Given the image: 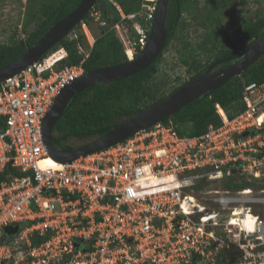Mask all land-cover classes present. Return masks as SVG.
Here are the masks:
<instances>
[{
    "label": "built area",
    "instance_id": "1",
    "mask_svg": "<svg viewBox=\"0 0 264 264\" xmlns=\"http://www.w3.org/2000/svg\"><path fill=\"white\" fill-rule=\"evenodd\" d=\"M115 4L133 21L135 37L124 22L115 26L132 60L148 42L158 0L130 14ZM81 33L89 49L80 45V52L88 55L95 36L84 20L69 37ZM67 56L59 46L0 82V264H216L221 226L240 248L264 247V217L250 209L264 199L251 196L252 187L214 198L222 209L241 203L227 218L208 211L194 192L204 180L237 172L263 181L264 82L246 84V108L232 118L217 104L222 124L201 134L181 136L162 121L63 162L50 154L43 129L61 91L85 72L82 64L62 66ZM246 213L256 218L254 230L243 225Z\"/></svg>",
    "mask_w": 264,
    "mask_h": 264
},
{
    "label": "trees",
    "instance_id": "2",
    "mask_svg": "<svg viewBox=\"0 0 264 264\" xmlns=\"http://www.w3.org/2000/svg\"><path fill=\"white\" fill-rule=\"evenodd\" d=\"M203 1L201 4V0H170L166 18L167 43L157 60L132 76L93 85L76 94L53 127L55 144L61 149H69L73 147L68 143L71 137L105 135L126 117L172 94L213 63L237 53L247 43L264 34V8H258L256 13L249 14L243 13V10H249V0ZM80 2L81 0H27V19L21 30L24 36L15 31L9 42L0 43V69L20 58L48 28L76 9ZM114 2L125 14H130L142 11L146 0H96L94 7L83 19L93 28L95 17L92 14L99 16L100 31L94 34L95 43L88 55L80 52L79 46L87 51L89 43L85 35L79 34L77 38L67 35L43 56L64 46L68 56L62 61V66L82 64L85 71L129 62L125 45L115 26L124 22L131 37H135L136 33L133 21L123 20ZM239 9H242V13ZM140 18L145 23L143 17ZM32 23L34 26L30 28ZM192 25L200 30L199 40L195 42L186 32ZM174 42L177 43L179 59L186 67L189 79L166 91L164 86L169 83V79H160V69L165 52ZM228 64L229 62L222 63L218 68ZM250 82H264V55L240 76L234 77L212 94L182 107L171 118L163 121L172 123L181 136L198 135L207 131L210 125L219 126L223 120L217 104L230 118L234 117L246 108L243 96L245 86ZM233 178L226 182L227 187L242 189L261 184V181L256 185L251 181L238 182ZM45 238H34L33 243L38 244Z\"/></svg>",
    "mask_w": 264,
    "mask_h": 264
},
{
    "label": "water",
    "instance_id": "3",
    "mask_svg": "<svg viewBox=\"0 0 264 264\" xmlns=\"http://www.w3.org/2000/svg\"><path fill=\"white\" fill-rule=\"evenodd\" d=\"M170 0H158L146 46L121 65L101 67L85 71L82 76L66 86L56 98L44 121V136L50 154L66 162L91 152L110 147L126 140L135 133L171 118L179 109L201 97L212 94L236 76H240L264 55V34L247 43L237 53L218 60L206 70L188 80L172 94L149 105L138 113L126 117L110 128L103 136L77 147L59 148L52 137L53 127L65 112L72 99L80 91L93 85L110 83L132 76L150 66L163 52L167 43L166 18ZM96 0H81L76 9L48 28L39 40L17 60L0 69V82L38 61L45 53L71 33L94 7ZM229 62L223 68L216 67ZM20 226L7 227V233L17 232ZM13 236V235H12Z\"/></svg>",
    "mask_w": 264,
    "mask_h": 264
},
{
    "label": "rangeland",
    "instance_id": "4",
    "mask_svg": "<svg viewBox=\"0 0 264 264\" xmlns=\"http://www.w3.org/2000/svg\"><path fill=\"white\" fill-rule=\"evenodd\" d=\"M239 1V0H238ZM259 1V2H258ZM249 0L247 7L249 10H243V13L254 14L257 12L258 8H264V0ZM26 3L27 0H0V43H7L10 41L11 37L14 35L15 31H18L20 35L24 36L21 32L24 23L26 22ZM204 1L201 0V4ZM242 13V9H239ZM93 17H95L92 22L93 28L90 27L93 35L98 34L100 31L98 24V14L93 13ZM190 19L189 16H186ZM225 21L227 23V19L225 17ZM34 24L30 25L32 28ZM197 26H190L189 30H186L188 37L195 42V40H199L200 30L196 28ZM79 31L80 25L76 26ZM231 28V27H230ZM93 29V30H92ZM118 34L121 37H125L123 35L122 30L117 29ZM81 32V31H80ZM83 34V33H81ZM94 35V36H95ZM177 43L174 42L171 44L169 49L164 54V60L161 64L160 69V79H169V83L164 86V90L170 91L175 85L180 82L189 79V74L186 70V67L180 62L179 55L176 49ZM179 78V79H178ZM189 132H187L188 134ZM97 137H88V138H77L71 137L68 140V143L73 147L80 146L89 141L95 140ZM232 177L233 179L241 182L242 180L252 181L253 183H259L260 181L256 178L246 177L242 175L240 172L233 173V176H224L222 178H218L215 180H204L202 185L197 186L194 190L195 195L197 197V201L204 204L208 211H217L219 212L220 217L227 218V215L231 216V210L235 205H240L241 203L231 202L229 206L225 209H222L218 202L214 200V198L219 196H237L236 192L238 189L229 188L226 186V182H228ZM255 179V180H251ZM261 184H256V186H251L255 192L251 193V196H257L264 199V193L259 190V187L264 186V179L260 182ZM224 190H229L225 193ZM220 191V192H219ZM224 191V192H223ZM250 204V203H249ZM247 204V205H249ZM251 212L253 214L258 215L259 217H264V204L260 202H256L251 204ZM221 213V214H220ZM226 220H222L220 223H224ZM243 224L246 222L243 220ZM227 226V223H225ZM223 227H216L215 237L216 241H214V246L216 247L215 253L216 256V264H264V247H251L250 245H246L243 248H240L239 239H234L231 235L226 236L223 231ZM233 231H236L235 228H232ZM233 234V233H232ZM219 258V260L217 259ZM221 258H223L221 260ZM198 264H205L204 261H200ZM210 264V263H207Z\"/></svg>",
    "mask_w": 264,
    "mask_h": 264
},
{
    "label": "bare ground",
    "instance_id": "5",
    "mask_svg": "<svg viewBox=\"0 0 264 264\" xmlns=\"http://www.w3.org/2000/svg\"><path fill=\"white\" fill-rule=\"evenodd\" d=\"M51 162V159H47L46 161H43L42 164L43 166H47L49 165ZM243 213V211L241 209H238L237 212H235V214H241ZM256 215V214H255ZM235 221H237V219H234ZM243 220L246 222V224L244 225L246 228H248L249 230H254L256 227V218L254 215L250 214V213H246L245 217L243 218Z\"/></svg>",
    "mask_w": 264,
    "mask_h": 264
},
{
    "label": "clouds",
    "instance_id": "6",
    "mask_svg": "<svg viewBox=\"0 0 264 264\" xmlns=\"http://www.w3.org/2000/svg\"><path fill=\"white\" fill-rule=\"evenodd\" d=\"M216 68H217V69H219V68H218V66H217ZM220 107H221V106H220ZM221 108H222V107H221ZM222 109H223V108H222ZM223 111L225 112V110H224V109H223ZM225 113H226V112H225ZM226 114H227V113H226Z\"/></svg>",
    "mask_w": 264,
    "mask_h": 264
},
{
    "label": "flooded vegetation",
    "instance_id": "7",
    "mask_svg": "<svg viewBox=\"0 0 264 264\" xmlns=\"http://www.w3.org/2000/svg\"><path fill=\"white\" fill-rule=\"evenodd\" d=\"M223 258H221V260H222ZM218 260H219V258H218Z\"/></svg>",
    "mask_w": 264,
    "mask_h": 264
}]
</instances>
